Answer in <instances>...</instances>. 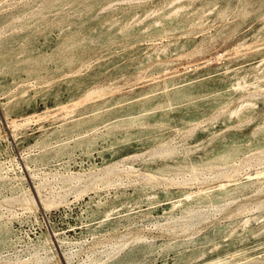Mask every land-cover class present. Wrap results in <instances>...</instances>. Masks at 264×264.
Masks as SVG:
<instances>
[{"label": "rangeland", "instance_id": "obj_1", "mask_svg": "<svg viewBox=\"0 0 264 264\" xmlns=\"http://www.w3.org/2000/svg\"><path fill=\"white\" fill-rule=\"evenodd\" d=\"M47 1L0 0V17L11 16L8 23L0 25V40L10 29L18 30L19 22L27 18L29 11L21 10L23 5L37 8ZM73 1L64 2L63 14L68 13ZM98 1L117 6L100 19L118 14L129 19L146 13L160 18L184 6L177 17L173 15L172 22L144 33L125 34L120 42L125 62L136 61L149 50L170 42L185 46L165 57H152L122 74L107 75L103 79L107 85L128 86L140 80L147 83L158 74L182 71L187 66L211 65L221 54L238 55L247 51L253 52L251 56L238 59L233 66L253 67V73L264 72V50L254 52L264 46V0ZM210 9L211 13H207ZM216 30L220 36L213 37ZM82 65L87 68L89 63L83 61ZM227 76L220 75L217 86L211 87L215 80L203 82L197 92L175 94L171 89L167 96L159 97L151 105L152 108L171 103L180 106L190 99L200 104L191 109V117L181 116L183 112L177 110L155 123L147 117L137 120L144 113L142 101L154 97L149 95L135 101L130 110L112 112L75 130L60 131L46 140L47 153H41L40 159L29 163V174L0 117V225L7 223L12 233L3 254L9 258L17 255L25 262L32 260L36 251L43 256L47 245L40 235L52 229L59 235V240H55L59 252L70 255V264H86L93 257L104 258L98 264H106L110 258L123 255V248L112 251L116 244L134 238L141 241L138 255L130 262L123 259L121 264L191 263L199 251L223 240L227 243L218 253L235 242L253 239L264 227V177H252L264 170V137L232 143L231 152L221 158L203 161L198 157L200 150L216 139L228 135L248 137L264 125V86L257 85L260 79L221 92ZM247 102L255 105L248 107ZM114 124L131 131L147 126L149 132L134 134L128 143L131 150L106 162L98 155L102 141L96 140L87 154L72 145ZM58 145L65 146L63 151L48 154L49 149ZM173 147H178L182 159L191 156L194 165L149 173L148 163ZM29 151L39 153L32 146L23 153ZM225 182L229 183L230 191L218 200L193 199L198 190ZM35 186L52 199L47 213L40 211L39 222L25 208L29 195L33 198L36 195ZM182 200L187 203L182 204ZM189 212L194 213L192 222L187 223L183 216ZM247 220L250 221L247 231L239 241L231 234Z\"/></svg>", "mask_w": 264, "mask_h": 264}, {"label": "bare ground", "instance_id": "obj_2", "mask_svg": "<svg viewBox=\"0 0 264 264\" xmlns=\"http://www.w3.org/2000/svg\"><path fill=\"white\" fill-rule=\"evenodd\" d=\"M65 1L67 0H49L37 8L31 4L23 5L21 10L29 11L27 18L19 22L18 30L10 29L0 40V117L27 174L30 172L29 163L40 159L41 153H47L45 142L50 136L60 131L78 129L112 112L130 110L135 101L149 95L154 97L142 101L145 104L144 113L139 115L137 120L147 117L155 123L169 118L170 114L178 112L177 110L183 112L181 116L191 117V109L199 104L188 99L186 104L180 106L171 103L151 107L156 99L163 95L167 96L171 89L175 94L197 92L201 89V84L207 83L208 80H215L211 87L219 85V77L222 74L228 76L226 81H223L225 84L221 92L229 88L251 85L258 79L260 81L257 85L264 86V72L253 73L251 71L253 67L233 66L238 59L251 56L253 53L251 51L238 55L221 54L214 64L187 66L182 71L158 74L150 77L147 83L140 80L128 86L107 85L103 81L107 75L122 74L126 70L137 68L152 57H165L185 46L177 41L170 42L149 50L136 61L125 62L124 47L120 42L125 34L135 31L144 33L172 22L173 15L177 17L184 6L174 8L160 18H154L153 13L152 15L146 13L142 16L134 15L129 19H125L123 14L100 19L103 14L116 9V4L101 3L98 0L84 2L74 0L65 15L61 11ZM207 13H211V9ZM10 17L1 16L0 25L8 23ZM212 36L218 37L220 33L216 30ZM109 44H112V47ZM262 50L264 46L255 49L254 52ZM83 61L89 63L87 68H83ZM97 83L100 85L94 86ZM245 105L252 107L255 104L247 102ZM168 111L171 113H166ZM233 114L234 112L230 113V117ZM146 127L131 131L118 124L109 125L103 132L89 138L78 139L72 145L87 154L89 147H92L96 140L102 141L98 155L102 162H106L122 152L130 151L132 147L130 148L128 143L132 136L149 132ZM263 137L264 125L261 130L253 132L248 137L228 135L203 147L198 157L203 161L221 158L231 152L229 147L232 143L242 144ZM31 146L36 147L39 153L32 151L23 153L25 148ZM64 148V145H58L49 149L48 154L59 153ZM178 152V147H173L163 154L156 155L155 160L147 165L149 173L153 174L167 168L177 169L182 165H194L190 160L191 156L186 155L185 159H182ZM252 177L263 178L264 170L255 172ZM228 184L225 182L209 189H200L193 199L200 201L207 198L208 201H216L230 191ZM34 190L35 199L29 195L25 208L30 210L39 222L40 211L47 213L52 205V199L43 194L39 186H35ZM181 203L186 204L187 200H182ZM194 212L185 214L183 221L192 222ZM249 222V220L242 222L231 235L240 241V237L247 231ZM11 236L7 223L0 225V264H70V255L65 251L62 254L59 252L56 244L59 235L54 229L40 235L47 245L45 254L40 256L36 251L34 258L26 262L17 255L9 258L3 254V248ZM140 243V239L134 238L116 244L112 251L123 248V255L110 258L106 264H121L123 259L133 261L138 255ZM226 243L223 240L199 251L195 254L196 260L191 263L178 264L264 263V227L253 239L244 243L235 242L227 250L218 253V249ZM103 260L102 257L98 259L93 257L86 264H98Z\"/></svg>", "mask_w": 264, "mask_h": 264}]
</instances>
